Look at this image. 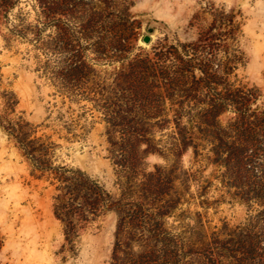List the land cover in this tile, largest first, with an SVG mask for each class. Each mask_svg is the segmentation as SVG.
<instances>
[{
	"label": "rangeland",
	"instance_id": "obj_1",
	"mask_svg": "<svg viewBox=\"0 0 264 264\" xmlns=\"http://www.w3.org/2000/svg\"><path fill=\"white\" fill-rule=\"evenodd\" d=\"M146 51L156 67L165 52V64L183 70V91L156 78L167 114L132 127L84 99L89 85L115 86L116 71ZM77 58L94 69L81 79L68 73ZM218 99L228 134L241 122L258 134L240 159L203 117ZM0 122L39 137L52 166L79 168L113 191L114 142L133 136L144 148L153 138L167 157L150 152L140 169L164 166L181 196L182 219L167 221L187 259L264 264V0H72L55 13L37 0H0ZM39 173L0 125V264H111L115 215L65 233L55 184Z\"/></svg>",
	"mask_w": 264,
	"mask_h": 264
},
{
	"label": "trees",
	"instance_id": "obj_2",
	"mask_svg": "<svg viewBox=\"0 0 264 264\" xmlns=\"http://www.w3.org/2000/svg\"><path fill=\"white\" fill-rule=\"evenodd\" d=\"M37 1L46 6L49 13L58 12L62 5L72 4V0ZM93 14H99V11L91 14L88 23L93 19ZM177 46L174 44L170 47L177 49ZM160 55L163 60L158 67L147 51L135 57L127 69L124 67L116 71L115 86L89 85L84 99L96 100L95 105L104 107L112 121L130 123L132 127L138 121L153 120L167 114L166 100L160 87L155 84L156 78L171 81L172 90L183 91L178 84V72L183 70H171L172 66L165 64L166 53L161 52ZM86 67L94 70L85 60L77 58L69 64L68 73L81 79ZM202 72L205 73V70ZM165 87L169 89L168 85ZM223 103L224 100L219 99L209 102L204 108L203 117L219 130L218 139L226 146L228 156L240 159L241 154L258 141V134L250 122H236V134H228L227 128L230 132L233 128L222 126L218 118ZM0 125L16 141L34 169L40 171L37 177L51 178L50 183L55 184L53 211L63 223L65 233L74 234L79 223L84 225L100 215H115L111 264H219L213 259L206 263L187 259L182 234L174 230L176 225L168 223L169 216L182 219L181 212L176 213L181 196L170 191L172 179L164 171V166L156 164L155 169L149 171L140 169L142 158L150 152L167 157L156 148L153 138L144 148H140L141 140L133 136L114 142L116 153L112 151L113 154H110L116 172L113 183L116 190L113 191L79 168L52 166L50 154L38 145L39 137L30 138V133L23 126L7 128L1 122ZM226 136L233 139L227 140Z\"/></svg>",
	"mask_w": 264,
	"mask_h": 264
},
{
	"label": "water",
	"instance_id": "obj_3",
	"mask_svg": "<svg viewBox=\"0 0 264 264\" xmlns=\"http://www.w3.org/2000/svg\"><path fill=\"white\" fill-rule=\"evenodd\" d=\"M150 39H151V37H150L149 34H145V35L142 36V40H143L145 43L150 42Z\"/></svg>",
	"mask_w": 264,
	"mask_h": 264
}]
</instances>
